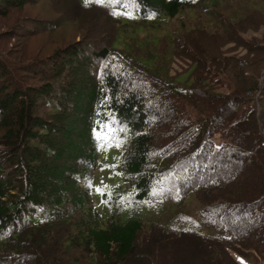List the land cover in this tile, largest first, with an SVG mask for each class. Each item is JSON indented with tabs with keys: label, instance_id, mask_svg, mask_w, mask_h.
<instances>
[{
	"label": "trees",
	"instance_id": "obj_1",
	"mask_svg": "<svg viewBox=\"0 0 264 264\" xmlns=\"http://www.w3.org/2000/svg\"><path fill=\"white\" fill-rule=\"evenodd\" d=\"M222 1L75 0L80 8L106 12L115 28L110 46L71 43L45 61L39 83L21 88L0 64V79L6 77L0 83V264H66L58 255L69 247L91 248L106 264H164L161 252L179 244L204 248L195 264H241L235 256L264 253V147L256 110L234 108L223 116L242 93L256 89L259 75L234 79L232 68L233 83L222 84L232 95L224 94L198 65L170 74L175 55L196 60L210 51L197 43L181 48L197 41L192 31L179 36L173 50L136 36L143 24L170 23L194 11L227 28L237 22L229 23ZM23 2L0 0V12ZM203 24L189 25L204 32ZM230 95L240 96L233 101ZM110 117L116 129H125L105 146L121 150L125 193L106 188L109 197L95 191L93 178L107 166L94 130ZM228 164L234 173H226ZM194 193L204 201L199 222L164 225L149 214H164L168 202L180 205ZM241 214L248 219L241 221ZM205 229L213 234L204 235ZM141 233L150 238L144 254Z\"/></svg>",
	"mask_w": 264,
	"mask_h": 264
},
{
	"label": "rangeland",
	"instance_id": "obj_2",
	"mask_svg": "<svg viewBox=\"0 0 264 264\" xmlns=\"http://www.w3.org/2000/svg\"><path fill=\"white\" fill-rule=\"evenodd\" d=\"M222 2L221 11L229 19V23L237 22L232 23L227 28L219 24L210 15L202 13L200 16L199 13L194 11L183 19H175L170 23L161 22L153 26L143 24V28L138 29L139 33L136 36L140 40H144L145 36H150L158 43L159 49L165 50L172 45L173 50L177 48L176 43L181 39L179 36L183 37L192 31L191 34L195 35L194 38L197 41H195V44L188 42L189 46L186 42H182L181 48L188 51L191 46L195 47L197 43L198 46H201V52L206 48L210 51L205 50V53H197L199 56L196 57V60L175 55L171 61L172 71H170V74H186L193 69L194 65H198L201 67L202 74L207 76L213 86L224 94L232 95L229 89L222 87V84L233 83L230 82L232 78L228 76L232 68L234 71L231 74H234V72L237 74L234 79L252 77L254 74L259 75L256 76V89L251 93H242L243 99H239L242 101H235V106L231 105L229 109L227 108L223 116L228 115L230 109L237 108L241 113L244 108L253 106L256 110L255 118L258 120V129L261 132L263 143L264 3L261 0H225V2ZM5 10L6 12L4 13L0 12V64L5 73L6 71L11 73L15 80V86L18 88H21L25 83L26 85L39 83L44 76L38 74L40 69H46L44 66L45 61L51 58L59 49L81 40L95 45L98 50L99 47L110 46L115 36L113 22L108 18L106 12L98 9L87 10L80 8L75 0H24L21 6L6 5ZM252 14L254 16L250 17ZM200 20L205 24L202 25L204 32H194L193 30L196 29L191 27L192 24H189L193 22L197 24ZM199 24L201 26V23ZM189 34L187 36L192 37ZM168 39L170 43L167 42ZM91 49L93 50V47ZM194 51L196 52L197 49H194ZM212 67L213 69L207 73L208 69ZM196 75L198 76L197 73H194L195 77ZM5 80L6 77L0 79V83L6 84ZM239 84L241 85V82ZM230 87H233V85H230ZM231 95L230 97L232 98L230 100L233 101L238 100L240 96ZM214 140L217 146L224 143L219 134L215 135ZM262 143L261 146L264 147ZM99 160L107 163V166L105 169L99 168L94 175L93 179L97 183V187L103 188L107 186V190L114 188L118 193H125V190L121 187L125 184V174L118 168L121 162L120 148L104 147ZM230 166L228 164L226 173L232 174L235 169L233 167L230 168ZM236 167L239 168V165H236ZM197 196L195 193L186 195L180 205L168 202L167 211L164 214L163 210H151L149 214L150 216L154 213L157 216L159 215L156 219L160 218L161 223L164 225L167 221H173V225L184 227V220L186 219L192 223L199 222L204 201ZM95 197L97 195L93 196V205L97 207L98 203ZM239 217L241 221L248 219L245 218L244 214ZM145 229L149 230L150 228ZM212 234V230H204V235L210 236ZM145 235L143 233L140 234L138 244L142 254L150 251V248H148L150 238L149 235ZM185 246L186 244H179L174 246V248L169 246V250L165 249L164 252H161V262L164 264H195L203 259V247L198 245L200 249L194 250ZM171 249V253L176 251L178 254L173 257V254L170 253ZM90 250L92 249L69 247V251L61 252L58 258L61 259V262H66V264H106L105 260L103 261L97 253ZM62 251H65V248ZM235 257L241 264H264V253L253 255L249 260ZM142 264H148V262H142Z\"/></svg>",
	"mask_w": 264,
	"mask_h": 264
},
{
	"label": "snow or ice",
	"instance_id": "obj_3",
	"mask_svg": "<svg viewBox=\"0 0 264 264\" xmlns=\"http://www.w3.org/2000/svg\"><path fill=\"white\" fill-rule=\"evenodd\" d=\"M97 3H105L106 0H96ZM116 3H119L120 0H115ZM114 14H120V13H114ZM128 15H131L132 13H125ZM116 123L114 117H110L109 121L107 123H103L99 126V131L94 130L96 139L98 142H100V147H105L108 145H111L114 140H116L117 133L125 131L124 128L116 129L114 127V124ZM117 146H119V143H117ZM91 187V185H90ZM107 186L101 188L97 187L95 188V191L99 193L101 196H111L110 192H106ZM154 194H156L154 192Z\"/></svg>",
	"mask_w": 264,
	"mask_h": 264
},
{
	"label": "built area",
	"instance_id": "obj_4",
	"mask_svg": "<svg viewBox=\"0 0 264 264\" xmlns=\"http://www.w3.org/2000/svg\"><path fill=\"white\" fill-rule=\"evenodd\" d=\"M262 144L264 145V142Z\"/></svg>",
	"mask_w": 264,
	"mask_h": 264
}]
</instances>
